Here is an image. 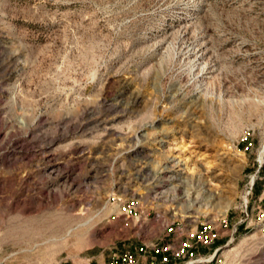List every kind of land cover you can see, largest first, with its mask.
<instances>
[{"label": "rangeland", "instance_id": "374dc122", "mask_svg": "<svg viewBox=\"0 0 264 264\" xmlns=\"http://www.w3.org/2000/svg\"><path fill=\"white\" fill-rule=\"evenodd\" d=\"M169 220L264 264V0H0V262L108 257Z\"/></svg>", "mask_w": 264, "mask_h": 264}, {"label": "built area", "instance_id": "2783aa9c", "mask_svg": "<svg viewBox=\"0 0 264 264\" xmlns=\"http://www.w3.org/2000/svg\"><path fill=\"white\" fill-rule=\"evenodd\" d=\"M252 180L251 177L250 185ZM111 198L114 199L112 195ZM117 200L118 206L122 203V214L131 217V213L136 210V199L125 198L126 202L120 198ZM191 221L195 220H189ZM222 225L225 226V223ZM164 234L172 235L170 241L165 238L150 243L140 241L118 254H113L108 264H222L219 251L223 244L211 247L219 232L208 220L196 221L194 225L169 220L164 225ZM199 247L206 248V251L200 252ZM79 264L93 263L84 258Z\"/></svg>", "mask_w": 264, "mask_h": 264}, {"label": "crops", "instance_id": "0c3cea01", "mask_svg": "<svg viewBox=\"0 0 264 264\" xmlns=\"http://www.w3.org/2000/svg\"><path fill=\"white\" fill-rule=\"evenodd\" d=\"M215 245H217L219 242H214ZM86 256V255H85ZM84 258H87L90 260L91 263H97V264H108L111 256H108V257H104L102 255H97V254H89L87 257H84ZM84 258L82 259H70V260H67V259H62L59 261L58 264H79V262H81V260H83Z\"/></svg>", "mask_w": 264, "mask_h": 264}, {"label": "bare ground", "instance_id": "6f19581e", "mask_svg": "<svg viewBox=\"0 0 264 264\" xmlns=\"http://www.w3.org/2000/svg\"><path fill=\"white\" fill-rule=\"evenodd\" d=\"M173 214H175V215H179L180 213L179 212H173ZM181 215V214H180ZM189 216H191L190 214L189 215H181V217L183 218V217H189ZM196 217V216H195Z\"/></svg>", "mask_w": 264, "mask_h": 264}]
</instances>
